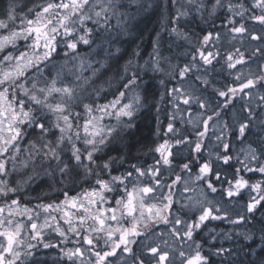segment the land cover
Instances as JSON below:
<instances>
[{"label":"snow or ice","instance_id":"snow-or-ice-1","mask_svg":"<svg viewBox=\"0 0 264 264\" xmlns=\"http://www.w3.org/2000/svg\"><path fill=\"white\" fill-rule=\"evenodd\" d=\"M125 7L123 0H27L19 12L17 5H10L0 19V264H176L173 252L179 264H211L212 255L231 256L232 250L217 248L206 254V241L199 238L202 230L208 229V239H214L212 221L238 226L247 223L248 213L264 209V180L250 182L240 175H264V118L258 134L251 131V110L240 119L233 113L231 124L223 118L238 95L251 98L252 90L264 89V73L254 77L245 72L244 53L236 49L224 57L227 69L235 70L236 86L215 87L211 73L220 53L209 45L220 40V33L202 29L198 35L181 28L193 12L207 22L221 8L243 16L238 9L244 5L184 0L174 20L162 17L161 28L192 47L191 60L173 63L162 54L157 33L148 60L141 64L142 57L134 52L122 71L110 76V60L121 53L119 47L113 49V28L128 31L121 11ZM254 7L262 14L251 19L264 24V0H255ZM230 23L231 32L246 31L243 24ZM149 73L164 77L161 101L167 97L172 102L164 133L168 139L149 148L158 154L151 165L131 164L121 171L127 135L148 104L143 77ZM166 79L178 83L169 88ZM193 79L203 88L193 86ZM209 87L211 96L224 99L212 100L205 94ZM259 99L264 101V95ZM177 123L190 128L181 131ZM210 130L217 151L205 159ZM230 133L245 144L240 149L243 161L235 156L240 168L231 163ZM249 136L255 138L249 142ZM217 162L227 166L225 172L232 170L231 180H221ZM164 172L174 177L171 183L161 180ZM244 190L248 202L237 219L211 195L243 198ZM260 223L264 233V219ZM243 235L252 239L251 233ZM138 243L139 252L133 247ZM41 249L58 251L41 257ZM252 264H264V256Z\"/></svg>","mask_w":264,"mask_h":264},{"label":"bare ground","instance_id":"bare-ground-1","mask_svg":"<svg viewBox=\"0 0 264 264\" xmlns=\"http://www.w3.org/2000/svg\"><path fill=\"white\" fill-rule=\"evenodd\" d=\"M155 2L153 4H155L152 9H150L148 2ZM228 0H224V2H227ZM235 2H240L241 0H234ZM255 3V0H252ZM27 2V0H25L24 2H17L15 3V5H17V12L20 11V7L23 6V4H25ZM123 2L125 3L126 7L124 9H122L121 11L125 12V20L127 21V29L128 32L132 35H136L137 38H139L138 35H142V36H152V42L155 41V38L157 37V33H160L162 36V42H161V52H166L169 49V45H173L172 41L168 40L165 37V32L162 28H161V23H162V17L164 16H168L170 18H172L174 20V17L176 15V9L180 6V3H183L184 0H135V2H131V0H123ZM143 3H145L147 5L148 8L143 9ZM254 3H250L251 4V8L253 9V12L248 13L247 17H239V18H235V17H230V16H219L220 12L218 11L216 14L215 19L213 20V17L209 18L207 20V22L202 21L201 19L199 20V16L196 15L194 12L192 13V15H190L186 22H184L183 24H181V28L183 29L184 27L187 28V32L191 33V32H195L198 35H202V29L205 31H211V32H221V31H225L228 32L230 34V36L232 37V39L234 41H241L242 39L244 40V38H248L249 40H252L253 37H260V33L259 30L262 29L264 31V24H261L258 20L255 19H251V17L253 15H261V10L259 8H255L254 7ZM27 9H25L26 11ZM141 20H143V22H141ZM230 21H234L235 22V26H239L240 24H243L246 28V31L242 34H237L234 32H231V28L233 27V24L230 23ZM113 25H115V20L112 21ZM129 26V28H128ZM151 28H154L156 30H152ZM184 30V29H183ZM185 31V30H184ZM124 33L120 32V30H118L117 28H113V43H115L118 39L122 38ZM156 36V37H155ZM234 37V38H233ZM216 52V51H213ZM253 52H255V55H253ZM250 52L249 54L245 55V57L247 59H253L254 57H257L258 55L261 57H257L261 64L258 70V75L259 76L261 73H264V51H253ZM153 53V51L150 53V55ZM235 54V53H234ZM225 56H223L220 53V56L218 57V60L220 61L221 59H223ZM119 58V57H118ZM224 66V68H227L225 63L222 65ZM232 71L234 72L233 75H235V70H230L229 72L232 73ZM86 74H90V73H86ZM152 75H158L157 73H149ZM156 84H148V91L150 93V95L148 96V99H155L154 101H148L147 107L145 109H142L140 113L137 114V117L134 121L135 124L143 121V120H147V118L153 123V131H151V135L153 134L154 138L156 139V143L157 140L159 138H163V139H168L167 136L164 135L165 133V127L164 124L166 123L167 119L169 118L170 114H171V108L168 109V106L164 107V101L167 103H170V98H167L164 101H161V95H163V87L160 85V80L157 79ZM228 86H236L234 84V82H229ZM198 87V86H195ZM219 87V86H218ZM209 89H212L209 87ZM256 93H259L260 95H264V89H254L252 90ZM245 95H238L237 98L232 101V104L230 105V111L229 114L226 117V120H230L229 123L231 124V119H232V115L233 113L236 115L239 112V109L237 107V103L239 102L240 105H246L247 110H245L242 114L241 117L243 116H247L248 111L251 110L253 113V116L255 117V119H253L252 121V125H251V131L252 133H257L256 129H258V125H257V121H256V115H258L259 111H260V107L257 106V104L252 103L251 101L247 102V104H242L240 101L243 98L244 99ZM109 99H111V96H109ZM157 100V101H156ZM236 101V102H235ZM159 102V103H157ZM157 105V107L155 108V106ZM161 105H163V107H161ZM263 105H264V101H263ZM157 109H159V111L157 112ZM264 109V106H263ZM247 122V121H245ZM180 125V124H179ZM178 125V126H179ZM177 126V127H178ZM149 131V129L147 130V132ZM258 134V133H257ZM129 135V134H128ZM127 135V137H128ZM237 136L233 135V134H229V136L227 137V139H229L231 141V152H239L240 149L242 147H244L245 144H243V146H240L236 149H234L235 147V139ZM255 137L254 136H249V142L251 140H253ZM160 140V139H159ZM158 140V141H159ZM156 143L151 144L153 147ZM218 142L215 139V134L212 133V135H210V137L207 139L206 144L208 145L207 148H205L204 152H207L208 149H213L209 152H216L217 149L215 147V145ZM215 144V145H214ZM145 152V149H142ZM140 150V151H142ZM124 152V155L126 157V162L123 165V168L121 169V171H123L124 169H128L130 168L131 164H137L140 166H147L150 161L147 158H141V153L143 152ZM184 152H187V150H185ZM147 155L146 157H149L150 159L153 158V155L150 154V152H146ZM111 155L116 156L118 155L117 152H112ZM211 159L213 160V158L211 157ZM214 161H215V157H214ZM242 161V160H241ZM218 170H224L221 169L222 167V162H217L216 165ZM241 167V165H240ZM239 167V168H240ZM196 170L193 172V175L195 174ZM227 172H229V180L232 179V175L231 172L232 170H227ZM240 175L246 176L247 179H250L251 181H258V180H264V175L261 174H253V173H249V172H244L241 171ZM227 179V180H228ZM225 180V179H224ZM227 184H224V188H227ZM33 187H35V185H33ZM220 187V184H219ZM34 195V193H33ZM187 195H191V193H185V196ZM212 196H214L217 200L223 201V198L220 197L217 194H211ZM237 218V217H236ZM235 217L233 219H236ZM223 221H217V224L214 225L213 223L210 224V228H214L217 236L214 239H208V233L206 235V242L209 243L208 245H206L205 247V253L208 254L209 250H211L212 252H214L217 248H229L232 250L231 256H227L226 257V263L228 264H242L243 262H247L246 261V253H249L250 255L256 253L258 250L264 249L261 246V235H264V233H261V230H257L253 233L252 235V239H249V241L246 239L244 241V245L243 242L241 241V235H239L238 233L234 232V231H230L231 227L233 226L232 224L230 225H225L224 223H222ZM226 227H229V231H225ZM235 229H238L240 231V227L238 226H234ZM203 231V230H202ZM223 234H230V238H226L225 235ZM201 237V235H200ZM240 242V243H239ZM74 245L69 244L68 247H73ZM87 247V246H85ZM49 251V252H48ZM58 250H50V249H41L37 255L40 256V254L44 255L45 257H50L51 255H55L56 252ZM45 252H48V254H46ZM125 256H127V254H124ZM173 258L176 261V264H179L180 258L179 256L173 252L172 253ZM217 261V262H216ZM223 261V259H220L219 257L212 255L211 256V264H220V262ZM224 263V261H223Z\"/></svg>","mask_w":264,"mask_h":264},{"label":"rangeland","instance_id":"rangeland-1","mask_svg":"<svg viewBox=\"0 0 264 264\" xmlns=\"http://www.w3.org/2000/svg\"><path fill=\"white\" fill-rule=\"evenodd\" d=\"M228 2H229V0L225 3H228ZM230 2L233 5H237V6L240 4H243L244 9H238V10L244 11V15L243 16L233 15V13L229 12L227 8H221L220 10H218L220 12L219 16H221V17L225 16L226 17L228 15L230 17H235V18H239V17L246 18L248 13L253 12L252 11L253 9L251 8V4L254 2L252 0H241L240 2H235L234 0H230ZM215 17H216V15L213 17V20L215 19ZM198 19L200 20V18H198ZM219 33H220V40L214 41L212 44H210L209 50L218 51L223 56H225L228 53L234 54L236 52V49H239L240 52L244 53V56L249 54L250 52L257 51V49H259V51H262V52L264 51V31L262 29L259 30L260 39H254L253 38L252 40H249L248 38H244V40L242 39L239 42L234 41L228 32L221 31ZM165 37L168 40L172 41L173 45L171 46L170 50L168 49L166 52H162L163 55L170 56L172 58L173 63L178 62L181 65H183L184 63L189 62L191 60V55L194 53H193V49L190 45H188L186 42H184L182 40H178L175 36L169 35L167 32H165ZM184 52H187L188 54L182 55L181 53H184ZM197 59H199V58H197ZM245 60L247 62V66L244 68L245 72L250 70L254 74V77L257 76L258 75L257 73H258V70H259V67L261 64L260 60L257 57H254L253 59H247L245 57ZM224 63H225L224 58L221 59L218 63H215V69L216 70L213 73H211V78H213V80H214L215 87L221 88V89H223L226 85H228L229 82H234V75H233L234 72L232 71V73H231V72H229L230 71L229 69L224 68V66H222ZM157 74L160 75V73H157ZM191 82L193 83V86H198L199 88H203V85H201L199 81H195L193 79V81H191ZM166 83L168 84V87L171 88L173 85H177L178 82L177 81H170L169 82L166 79ZM163 92H164V88H163ZM211 92H212V89L208 88V91L205 94L209 95L212 100H219L218 99L219 97L211 96L210 95ZM162 94H164V93H162ZM259 95H260L259 93L252 91L251 98H249L248 96H244V99L242 98L240 101L242 104H247V102L251 101L252 103H254V104L256 103L257 106L260 107V111H259L258 115L255 114L256 115V121L258 122L257 125L259 124L260 119L264 118V109H263L264 105H263V101H261L259 99ZM223 99L224 98H222V100ZM163 103H164V107L168 106V109L169 108L172 109L171 110V114H172L173 107H172L171 100H170V103L169 102L166 103L165 101ZM161 107H163V105H161ZM181 107H184V106L181 104ZM237 107L239 109V112L236 114V117H237V119H240V118H242L241 114L245 110H247V108H246L247 106L246 105L242 106L238 102ZM171 114H170V116H171ZM170 116L167 119L166 123L164 124L165 130H166V124H167L168 120L170 119ZM231 123H232V119H231ZM177 124L179 125L180 123H177ZM186 125L187 124H180L178 126V128H180L181 131H183V129H185ZM256 132L258 133V129H256ZM234 141H235L234 149H236L240 146H243V143H241L239 137H236V139ZM159 142H162V139L157 141V143H159ZM146 152H150V151L147 150ZM237 153L239 154L240 159L243 161V159H244L243 154H241L240 151ZM208 156H209V153H208ZM253 167H255V164H253ZM251 182H254V181H251ZM244 193H245L244 197L240 198V201L237 197L236 202H234V206L230 205V203H233L234 197H232V198L228 197L227 201H225V200L221 201L223 204V207L228 210V212L232 216V218L238 217L236 215L237 213L245 214V204H246V202H248V190H244ZM252 195H255V193H252ZM250 214L251 213H248L247 215H250ZM211 223L216 225L217 221H212ZM222 223H224L225 225H230V223L227 220L223 221ZM241 225H242V223L240 225H238V227L241 228ZM225 249H227V248H225ZM225 253H227V252H225ZM40 256L45 257L42 254H40Z\"/></svg>","mask_w":264,"mask_h":264},{"label":"trees","instance_id":"trees-1","mask_svg":"<svg viewBox=\"0 0 264 264\" xmlns=\"http://www.w3.org/2000/svg\"><path fill=\"white\" fill-rule=\"evenodd\" d=\"M24 2L25 0H0V19L4 18V12L9 8L10 5H13L17 2ZM155 2H148L150 9H152V7L155 5L153 4ZM143 9L148 8L147 5L145 3H143L142 6ZM141 22H143V20H141ZM129 28V26H128ZM152 30H156L154 28H151ZM186 32H187V28L184 27L183 28ZM119 30V29H118ZM122 38L118 39L115 43H113V49L116 47H119L121 49V53L118 55L119 58H117L116 60H110V70L108 72V74L114 75L117 72L122 71V66L124 64L127 63V61L129 59L133 58V53L134 52H139L140 57H142V59H140V63L143 64V62L145 60H148L150 53L153 51L154 48V42H152V36H142V35H138L139 38L136 37V35H132L130 34L128 31L126 33H124ZM156 37V36H155ZM157 38V37H156ZM155 38V40H156ZM82 52H86L87 49L86 48H82L81 49ZM257 57H261V56H257ZM58 59H62V55L61 57H58ZM145 80H147L148 84H156V80L157 79H162L164 77H162V75H152V74H148V76L143 77ZM148 101H154L155 99H148ZM157 101V100H156ZM159 103V102H157ZM157 107V105L155 106V108ZM153 123L147 118V120H143L139 123L136 124V127L133 128L130 132L129 135L127 137V151L126 152H136V151H140L143 148L145 149V152L141 153V158H147L146 155V151L149 150V148L152 146L151 144L156 143V139L153 137V134L151 135V131H153ZM165 127V125H164ZM149 129V131L147 132V130ZM148 159V158H147ZM35 195V193H34ZM264 211V209H260L258 211L255 212V214H250L248 215L249 219L247 221V223H242L240 231L238 229H235L234 226L231 227L230 231H234L236 233H238L239 235H241V241L243 242L244 245V241L246 240L244 238L245 233H251L253 235V233L255 231H259L261 230V220L264 219V217L261 216V212ZM254 215V218H253ZM225 231H229V227H226ZM249 241V239H247ZM239 242V243H240ZM261 246H264V241H261ZM264 248V247H262ZM225 249V248H224ZM229 249V248H227ZM49 252V251H48ZM48 252H45L46 254H48ZM246 253V263L243 262L242 264H252L253 261H258L259 258L261 256H264V249L258 250L256 253L250 255L249 253ZM228 256V253H222L221 256H217L220 259H223L224 263L223 264H228L226 263V257ZM217 262V261H216Z\"/></svg>","mask_w":264,"mask_h":264},{"label":"flooded vegetation","instance_id":"flooded-vegetation-1","mask_svg":"<svg viewBox=\"0 0 264 264\" xmlns=\"http://www.w3.org/2000/svg\"><path fill=\"white\" fill-rule=\"evenodd\" d=\"M218 99H219V100H222L221 97H219ZM235 102H236V101H235ZM213 106H215V104H214ZM226 111H227L228 114H229L230 106H229V109L226 110ZM228 114H227V115H228ZM227 115H224V116H223V118H224L225 120H226ZM228 121H230V120H228ZM177 126H178V124H177ZM185 128H190V125H186ZM212 133H213V132L210 130V131H209V134H208V138L210 137V135H212ZM191 138L194 140V139H195V136L193 135ZM208 138H207V139H208ZM207 139L205 140V143H206ZM209 150H210V149H208L207 152H203V156H204L205 159L209 158V156H208ZM210 151H211V150H210ZM213 153H215V152H213ZM150 154H151V155H158V154H154V153H152V152H150ZM230 154H232V155L234 156V159H233V161H232L231 163L234 164L236 168H239V167H240V164L237 163L236 160H235V156H237V155H239V154H238L237 152H231ZM147 158H148V160L150 161V163H149L148 165H151V164L153 163V158H151V159H150L149 157H147ZM192 158H193V159L196 158V154H195V153H192ZM212 158H213V161H214V156H212ZM188 159H189V152H188V151H187V152H183V161H184V162H187ZM240 160H241V159H240ZM180 162H181V160L178 158L177 161H176V163L179 164ZM225 167H227V166H224V165L222 164L221 169H224ZM195 170H196V168H195V166L193 165V172H194ZM228 170L230 171L231 169L229 168ZM176 171H177V172H180V169L177 167ZM181 174H182V175H185V176L187 175L186 173H181ZM229 175H230L229 172H225L224 170H221V180L228 179V178H229ZM244 177L247 179L246 176H244ZM172 178H174V177H169V175H168L167 172H164V173L162 174V176H161V180H162V181H165L166 183H171ZM228 180H229V179H228ZM250 181H251V180H250ZM215 183H216V186L219 188V182H215ZM223 187H224V185H223ZM174 191H176L177 198H179V196H180L179 187L175 188ZM184 195H185V193H184ZM222 198H223V201H224V200L227 201V198H228V197H227V196H223ZM236 199H237V197H234V201H233V203H230L231 206H234V202H236ZM238 199H239V201H240V197H238ZM235 218H236V217H235ZM237 218H238V217H237ZM237 218H236V219H237ZM209 228H210V225H209ZM207 233H208V229H204V230L201 232V234H200L201 237H199L200 240H201V242L206 241V238H205V237H206ZM170 243H171V242H170ZM208 244H209V243H207V242L204 243V249H205L206 245H208ZM133 247L137 250V252L140 251L141 246H140L139 243H138L137 245L133 246ZM172 247H181V245H172ZM183 248H184L185 251H187V246H186V245H184ZM149 255H150V254H149Z\"/></svg>","mask_w":264,"mask_h":264}]
</instances>
